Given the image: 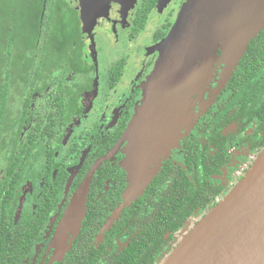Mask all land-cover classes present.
Masks as SVG:
<instances>
[{"label":"flooded vegetation","instance_id":"af4514ba","mask_svg":"<svg viewBox=\"0 0 264 264\" xmlns=\"http://www.w3.org/2000/svg\"><path fill=\"white\" fill-rule=\"evenodd\" d=\"M46 1L24 79L0 102V264H142L155 252L158 215L167 227L194 205L181 226L162 233V257L263 148L264 28L222 86L224 64L213 65L195 95L192 127L143 192L126 199L123 134L158 58L155 45L186 0H135L119 13L116 2L103 3L87 29L70 0L54 16ZM188 182L194 192L177 199ZM69 218L78 224L64 232Z\"/></svg>","mask_w":264,"mask_h":264},{"label":"water","instance_id":"95a60500","mask_svg":"<svg viewBox=\"0 0 264 264\" xmlns=\"http://www.w3.org/2000/svg\"><path fill=\"white\" fill-rule=\"evenodd\" d=\"M111 1L117 13L135 0H70L84 28ZM264 28V0H186L168 35L155 45L158 59L146 83L143 103L123 138L129 143L126 199L140 195L197 117L201 95L215 69L212 54L223 50L222 86L248 43ZM193 90V92H192ZM88 189V187H87ZM76 205V203H74ZM71 220H65L66 224ZM159 264H264V147L237 184L198 222L182 230Z\"/></svg>","mask_w":264,"mask_h":264},{"label":"trees","instance_id":"16d2710c","mask_svg":"<svg viewBox=\"0 0 264 264\" xmlns=\"http://www.w3.org/2000/svg\"><path fill=\"white\" fill-rule=\"evenodd\" d=\"M46 0H0V102L8 94V86L14 84L16 79H24V71L32 61L30 48H34L39 43L41 37V21L43 17L44 4ZM67 8L66 0H53L50 15L65 12ZM51 16V17H52ZM58 34V33H57ZM74 38V35H72ZM71 35L65 37L71 38ZM1 109V106H0ZM264 147V143L262 144ZM261 151V150H260ZM187 182V180H186ZM181 194L178 192L177 199L184 198L185 193H193L194 190L188 182L186 186L181 185ZM194 205L183 212L181 221L171 223L166 227L161 215H158L159 233L158 240H153L149 248L142 244L144 248L151 249L152 255H145L142 264H159L160 261L169 253L161 257V236L169 229L175 231ZM177 209V205L176 208ZM154 221V217L151 219ZM176 242V241H175ZM175 244V243H174ZM174 248V247H173ZM157 256L160 258L157 260ZM158 261V262H157ZM141 264L139 261H137Z\"/></svg>","mask_w":264,"mask_h":264},{"label":"rangeland","instance_id":"374dc122","mask_svg":"<svg viewBox=\"0 0 264 264\" xmlns=\"http://www.w3.org/2000/svg\"><path fill=\"white\" fill-rule=\"evenodd\" d=\"M222 54H223V50L220 49V48H217L216 51L212 54V57H214V59L211 60V63H210V67L206 68L205 70L202 71V75H206L207 73H210L211 70H213L212 68V65H214L215 63L218 64L221 62V58H222ZM158 59V58H157ZM157 61V60H156ZM156 63V62H155ZM151 75V74H150ZM150 75L147 77V79L143 82V86H142V98L139 102V104L137 105V107L135 108L134 110V114L137 112L136 110L138 109V107L141 105V103H143V98H144V94H145V91H146V83L148 81V79H150ZM193 92V90H192ZM194 100H195V97H194ZM129 175V173H128ZM76 205H78V200H76ZM72 216V215H70ZM69 216V217H70ZM69 220H71L70 222H68L66 225V229H65V225H64V232L66 231H69L71 230V227L74 225V228L77 226L78 222L75 221L74 218H69Z\"/></svg>","mask_w":264,"mask_h":264}]
</instances>
